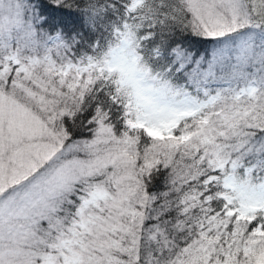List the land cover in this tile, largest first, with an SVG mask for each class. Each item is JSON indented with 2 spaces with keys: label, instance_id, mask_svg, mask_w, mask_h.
<instances>
[{
  "label": "snow or ice",
  "instance_id": "obj_1",
  "mask_svg": "<svg viewBox=\"0 0 264 264\" xmlns=\"http://www.w3.org/2000/svg\"><path fill=\"white\" fill-rule=\"evenodd\" d=\"M0 264H264V0H0Z\"/></svg>",
  "mask_w": 264,
  "mask_h": 264
}]
</instances>
